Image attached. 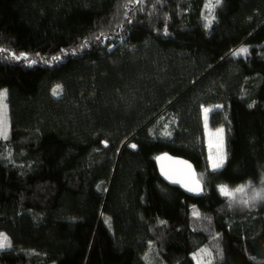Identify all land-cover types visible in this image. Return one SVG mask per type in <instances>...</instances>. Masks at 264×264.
Returning a JSON list of instances; mask_svg holds the SVG:
<instances>
[{
    "label": "trees",
    "instance_id": "trees-1",
    "mask_svg": "<svg viewBox=\"0 0 264 264\" xmlns=\"http://www.w3.org/2000/svg\"><path fill=\"white\" fill-rule=\"evenodd\" d=\"M206 1L0 0V264H264V199L220 191L264 189V0ZM160 153L203 194L163 182Z\"/></svg>",
    "mask_w": 264,
    "mask_h": 264
},
{
    "label": "rangeland",
    "instance_id": "rangeland-1",
    "mask_svg": "<svg viewBox=\"0 0 264 264\" xmlns=\"http://www.w3.org/2000/svg\"><path fill=\"white\" fill-rule=\"evenodd\" d=\"M216 3H217V0H207L206 6H205L206 11L208 13L209 12L211 13L212 10L214 9ZM206 16H207V18H210L209 15H206ZM3 92L4 91H0V115H2L3 119H4V134H0V137H2V138H4L8 132L7 106H6L5 96H4ZM206 109H207V112H205ZM210 109H211V106L204 108L202 116H203V120H204L203 126H204L205 143H206V148H207L206 153H207L208 168L213 169L212 168V162L210 161L209 156L211 154L213 156V158H215V155L217 152V142H218L219 136H222V138H223L220 150L224 156V159L226 156V153H225L226 149H225V132H224V129L222 127L213 128V127H210L208 125V114H209ZM218 129H222L223 131L218 134L217 133ZM210 144H212L211 148L209 147ZM242 186H244L243 191H235L236 189L240 188L241 186L226 187L230 193H233V195L227 196L228 198H230L231 202H238V203L239 202L244 203V201L252 202L251 200L256 193L264 194V189L262 188V186L261 187L255 186V189H252V187H250V186L247 187V185H242ZM224 196H226V195H224ZM0 241L6 242L9 245L6 248L0 249V252H2L4 250H8L10 248V241H9V238L6 234L0 233ZM193 257H194L195 264H211V254L205 248L197 251Z\"/></svg>",
    "mask_w": 264,
    "mask_h": 264
},
{
    "label": "water",
    "instance_id": "water-1",
    "mask_svg": "<svg viewBox=\"0 0 264 264\" xmlns=\"http://www.w3.org/2000/svg\"><path fill=\"white\" fill-rule=\"evenodd\" d=\"M158 157L161 159H157ZM154 162L159 177L168 186L178 188L182 192L193 196H201L203 194L204 186L198 178L194 165L190 161L179 156L170 155L168 153H160L155 157ZM181 162L187 163L184 164ZM187 165H191V168L189 169ZM165 173L181 174H174L171 176V178H168ZM173 179L179 180L180 183H173ZM197 185H199V187H197ZM189 187H192L194 190L188 191Z\"/></svg>",
    "mask_w": 264,
    "mask_h": 264
},
{
    "label": "snow or ice",
    "instance_id": "snow-or-ice-1",
    "mask_svg": "<svg viewBox=\"0 0 264 264\" xmlns=\"http://www.w3.org/2000/svg\"><path fill=\"white\" fill-rule=\"evenodd\" d=\"M217 3H219V0H217ZM211 22H212V21L209 20V21L206 23L205 27L210 26ZM97 39H99V37H97ZM0 51H3V50H0ZM247 51H248L247 48H241V49L239 50L240 53H247ZM73 54H75V53H73ZM14 58H15V59H19V57H14ZM25 58H26V57H25ZM53 59L56 60V61H59V60L61 59V57L57 56V57H54ZM32 63H35V61H32ZM52 94H53L54 96H57V95H59V92H58L56 89H54ZM205 112H207V109L205 110ZM222 131H223L222 129H218V130H217V133L219 134V133H221ZM0 134H4V119H3V116H2V115H0ZM222 140H223L222 136H219V139H218V142H217V152H216L215 158H213V156H212L211 154H210V156H209V159H210V161L212 162V168H213V170H217V169L221 168V167L223 166V163H224V156H223V154H222V152H221V150H220L221 145H222ZM106 146H107V145H106ZM131 147H132V148H135L136 145H131ZM209 147L211 148V147H212V144H210ZM157 159H161V158L158 157ZM181 163L186 164L187 162H181ZM187 167L190 169V168H191V165H187ZM162 171H163V169H162ZM174 174H181V173H165V175H166L168 178H171V176L174 175ZM172 182H173V183H180L179 180H175V179H173ZM197 187H199V185H197ZM193 190H194V189H193L192 187H189V188H188V191H193ZM243 190H244V186H241L240 188L236 189L235 191H243ZM220 191H221L224 195H226V196H231V195H233V193H230V192L227 190L226 186H221ZM252 199H253V200H256V199H264V194L256 193V194L253 196ZM244 203L247 204L248 201H244ZM8 246H9V245H8L6 242L0 241V249L6 248V247H8Z\"/></svg>",
    "mask_w": 264,
    "mask_h": 264
}]
</instances>
